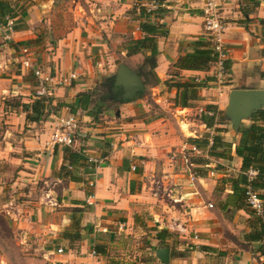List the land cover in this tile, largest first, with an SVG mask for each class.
<instances>
[{"label":"crops","instance_id":"0c3cea01","mask_svg":"<svg viewBox=\"0 0 264 264\" xmlns=\"http://www.w3.org/2000/svg\"><path fill=\"white\" fill-rule=\"evenodd\" d=\"M216 1L225 23L224 85L206 81L211 66L206 72L172 68L179 56L192 51L194 41L206 38L202 30L204 0H165V14L157 23L166 34L155 37L157 54L152 69L158 83L153 85L146 76L141 79L147 82L143 85L150 101H122L116 108L98 105L95 86L114 75L120 64L134 72L148 71L144 63L148 51L127 57L124 44L141 37L138 25L148 17L144 9L139 15L138 10L151 1L84 0L89 14L78 18L77 27L58 40L41 61L44 72L76 75L69 86L52 90V103L77 108L73 115L80 119V134L73 148H83L96 162L77 171L82 181L71 182L58 177L63 147L47 145L51 115L68 110L61 107L44 120L28 122L25 113L10 101L31 103V73L13 72L14 66L4 65L23 47L18 43L36 37L35 27L45 22L54 1L10 0L15 13L11 31L6 33L8 40L0 32L4 57L0 72L8 75L0 79V193L10 195L0 196V211L27 240L24 248L35 253L36 263L161 264L155 251L166 247L167 264H264V240L246 238L253 231L252 217L224 206L230 188L221 183L235 176L241 164L234 155L239 135L224 117L227 96L235 89L264 90V23H260L264 22V0ZM132 7L133 17L127 14ZM194 76L205 87L196 90L195 100L187 101L189 107L175 106L176 89L171 84ZM87 91L94 92L91 105L96 107L92 111L103 110L96 121L78 109L76 95ZM208 106L216 111L211 127L200 120L211 122L210 111H204ZM249 124L242 122L244 127ZM206 135H218L230 143L231 159L193 158L196 180L191 184L182 173L178 151L182 145H191L189 138ZM89 181L94 182L92 188L87 186ZM26 187H30L28 194L21 191ZM217 191L221 196H214L219 195ZM64 232H78V239L60 237Z\"/></svg>","mask_w":264,"mask_h":264},{"label":"trees","instance_id":"16d2710c","mask_svg":"<svg viewBox=\"0 0 264 264\" xmlns=\"http://www.w3.org/2000/svg\"><path fill=\"white\" fill-rule=\"evenodd\" d=\"M141 1H154L157 3V8L149 13H147L148 19L140 22L138 25V30L141 34L139 39L128 40L124 44V51L127 57L139 53L142 50H147L149 55L144 58V63L148 66V71L146 73H141L139 71L135 72L137 76L142 79V77H148L153 85L158 83L152 69L155 66L154 57L157 54L156 51V36H165L166 32L163 30V26L159 25L158 19L165 14V8L162 4L165 0H141ZM144 12L143 8H139L138 15ZM14 8L12 7L10 0H0V22H3L5 18L14 17ZM127 14L133 17L135 9L132 7ZM264 23V22H260ZM35 40H28L26 42L18 43L17 45L27 47L34 43ZM192 51L179 56L176 62L173 64L172 68L184 71H197L206 72L211 66L214 57L209 47L207 38L204 40H196L192 43ZM226 68V62H225ZM264 76V74H261ZM212 77L207 78L206 81H212ZM205 81V80H204ZM114 76L105 77L101 79L100 85H97L96 90L100 93L98 100L101 104H106L108 107H115L117 104L122 102L121 94L122 89L120 87L114 86ZM142 83L146 85L145 78ZM171 87L176 89V96L174 99V105L181 108H186L188 106V100H195L196 90L205 87L204 82L195 83L193 78L184 82H174ZM94 92L87 91L76 95L79 99L78 109L82 110L92 118V120L97 119L98 115L101 114L103 110L100 107L96 108L93 112L92 97ZM18 101V100H17ZM53 99L51 97L47 98H33L31 103L22 104L19 101L12 103L13 106L19 107L23 113L26 115V120L28 122H38L39 120H44L51 114H55L61 107H65L68 110L67 114L72 116L77 108H73L69 104H61L58 102L52 103ZM129 102V101H126ZM206 112L208 114V119L211 122L204 120L202 117L200 120L205 124L206 127H211L213 122L212 119L216 114L215 109L212 106L206 107ZM204 117H207L204 115ZM223 130V129H222ZM222 130H215L220 132ZM235 133L239 135L238 144L234 149V155L240 159L241 164L239 172L232 177L221 180L222 185L228 184L230 193L225 196L224 206H229L232 211H244L250 214L252 217V229L253 231L246 237L248 241H262L264 240V107L258 109L250 115V124L247 127L239 128ZM188 144L195 146L198 149L207 148V155L213 159L220 160H230L231 156L229 154L231 144L222 140L218 135L214 136H203L202 138H189L187 140ZM210 142V145H208ZM83 148L74 149L73 147H63V164L59 169L58 177L63 180L78 182L82 179L77 176L78 170H84L89 167L90 164L87 162V156L82 152ZM191 163L195 164V160H191ZM252 170L255 175L249 180H247V171ZM250 186L251 190L256 194L257 198L261 201L262 214L261 216H256L248 208L245 203L244 188L246 185ZM220 194V191H217ZM222 193V192H221ZM89 195V193H87ZM77 227V223L75 225ZM75 229V228H74ZM69 233V232H68ZM71 233V232H70ZM162 233V232H160ZM78 232L67 234V232L61 233L64 239H78ZM95 253L97 251L95 250Z\"/></svg>","mask_w":264,"mask_h":264},{"label":"built area","instance_id":"2783aa9c","mask_svg":"<svg viewBox=\"0 0 264 264\" xmlns=\"http://www.w3.org/2000/svg\"><path fill=\"white\" fill-rule=\"evenodd\" d=\"M157 3L154 1L141 4V8L149 13L157 8ZM202 30L204 36L207 38L209 47L213 54L214 60L210 68V77L217 86L221 85L226 75L225 62L227 61V54L224 48V31L225 23L220 15V5L216 0H204L202 8ZM13 21L10 18H5L3 22H0V30L3 31L4 40H8L6 33L11 31ZM33 53L25 47L20 48L17 51V56L13 62L16 63L19 69L29 71L34 80V95L33 98H47L52 96V90L63 86H69L72 81L76 79L74 73H70L66 76H57L50 74V72H44L41 66L33 58ZM193 81L195 83L201 82L199 76H194ZM201 113L202 110H199ZM50 135L47 141V145L50 148L54 147H73L76 137L80 134L79 121L75 116L70 114L51 115ZM210 145V142L209 144ZM179 160L181 164L182 173L187 177L189 183H193L196 180L193 163L191 160L196 157H202L207 155V149H198L193 145H182L178 151ZM89 164L95 163V160L87 157ZM133 170V168H132ZM211 176L213 172L209 173ZM255 175L252 170L247 171V180ZM88 188L94 186L93 181L87 183ZM245 203L248 208L256 216H261L262 207L261 201L257 198L256 194L251 190L249 184L244 188ZM210 209L212 206L207 205ZM181 232H185L181 230ZM60 252V250H57Z\"/></svg>","mask_w":264,"mask_h":264},{"label":"rangeland","instance_id":"374dc122","mask_svg":"<svg viewBox=\"0 0 264 264\" xmlns=\"http://www.w3.org/2000/svg\"><path fill=\"white\" fill-rule=\"evenodd\" d=\"M54 3L51 6L46 18L35 27L36 30H34V34L36 37L32 40H35L33 44L29 46V49L32 50L34 56L37 58L38 64L42 67L43 60L45 59V54H49L52 49L56 46L58 43V40L62 39L66 34H68L72 29L76 28L79 21L78 18H82V16L88 15V9L87 4L84 2V0H53ZM1 32V30H0ZM2 34V33H1ZM0 35V46L3 44L1 40ZM17 50L11 55V57H14ZM15 56V57H16ZM44 56V57H43ZM3 60L4 57H2L1 51H0V71L3 69ZM127 63H129L127 61ZM131 66L135 68L134 63H129ZM6 66H14L12 68L13 72L19 70L18 65L14 63L13 61H10L7 63H4ZM5 68V67H4ZM6 70V69H5ZM4 71V70H3ZM6 74H8L6 71H4ZM8 76V75H7ZM4 75L3 72H0V79L8 78ZM33 79V78H32ZM148 82L151 80L148 78ZM225 80V79H224ZM224 80L221 83L220 86L224 85ZM34 82V80H33ZM97 86H95L96 89ZM62 88V87H59ZM32 96L34 95V87L32 89ZM143 95V101H146L149 103L150 101V95L148 92L147 95V89H145ZM97 96H100V93H97ZM135 101V100H131ZM10 102H18L16 99H12ZM117 108V106H116ZM80 118V117H78ZM80 121V119H79ZM185 128V127H183ZM0 166H2L0 164ZM40 187L39 185H37ZM44 187V185L41 184V187ZM10 191V190H8ZM21 191H24L25 194H28L30 192V187L22 188ZM10 194H4L0 196H9ZM14 195V194H12ZM214 196H221V194L214 193ZM20 199L24 198V196H20ZM218 199V198H216ZM216 199L214 201H211V204L215 206ZM3 201V198L0 197V206ZM1 209V207H0ZM24 241H27L21 237V234L19 231H17L12 224V221L9 220L8 216H6L4 213L0 211V264H38L35 262V253L24 248L25 245H28V243H24Z\"/></svg>","mask_w":264,"mask_h":264},{"label":"water","instance_id":"95a60500","mask_svg":"<svg viewBox=\"0 0 264 264\" xmlns=\"http://www.w3.org/2000/svg\"><path fill=\"white\" fill-rule=\"evenodd\" d=\"M114 86L122 89L123 102L138 100L145 91L142 80L123 64L117 66L114 73ZM98 105L104 104L97 102ZM264 107V90H231L227 96L224 117L232 131L243 128L242 122H250V115ZM96 109H94V112ZM168 248H158L155 257L161 264L168 262Z\"/></svg>","mask_w":264,"mask_h":264}]
</instances>
